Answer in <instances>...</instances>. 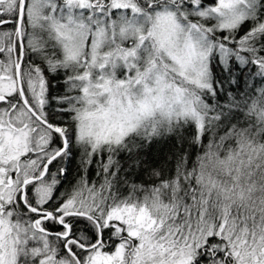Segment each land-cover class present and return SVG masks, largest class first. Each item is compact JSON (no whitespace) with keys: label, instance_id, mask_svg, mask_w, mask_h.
Wrapping results in <instances>:
<instances>
[{"label":"snow or ice","instance_id":"snow-or-ice-1","mask_svg":"<svg viewBox=\"0 0 264 264\" xmlns=\"http://www.w3.org/2000/svg\"><path fill=\"white\" fill-rule=\"evenodd\" d=\"M0 264H264V0H0Z\"/></svg>","mask_w":264,"mask_h":264}]
</instances>
